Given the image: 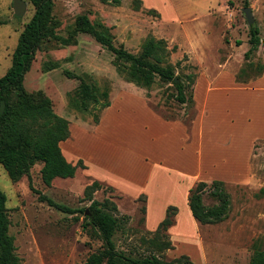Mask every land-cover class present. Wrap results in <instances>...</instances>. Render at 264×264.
Listing matches in <instances>:
<instances>
[{
	"label": "rangeland",
	"instance_id": "374dc122",
	"mask_svg": "<svg viewBox=\"0 0 264 264\" xmlns=\"http://www.w3.org/2000/svg\"><path fill=\"white\" fill-rule=\"evenodd\" d=\"M14 1L0 0V78L11 67L18 39L35 12L29 0H18L25 5L23 13L19 14ZM53 3V16L60 23L59 40L44 41L36 52L24 79L29 93L46 95L54 111L66 118L70 126L84 127L89 132L99 124L95 123V117L101 118L103 111L101 105L94 107L91 102L87 111L73 105L72 99L82 83L93 86L98 93L109 89V99L118 92L130 90L135 97L146 99L162 119L166 120L163 116L180 118L182 120L167 121L179 120L187 128L176 133L175 129L154 124L151 131L152 121L144 116L147 107H142L140 101L143 100L131 94L126 101H133L132 106L125 108L109 127L98 134L82 135L84 147L76 151L89 164L90 172L104 181L105 177L111 178L133 191L147 172L146 151L172 155L175 158L170 161H186V171L192 170L193 163L188 161L193 159L192 127L198 109L195 98L194 104L189 99L192 93L195 95L201 75L213 80L219 72L228 70L240 72L241 80H250L258 76L259 66L264 65V0H53ZM246 7L252 11L251 23L244 12ZM79 16H87L98 31L109 35L114 47L134 55L141 53L149 37L166 40L170 51L168 64L173 67L178 83L187 85L186 103L176 100L177 91L172 82L157 78L148 89L127 81L117 72L111 51L91 34L73 32ZM252 27L259 29L261 44L246 60ZM52 64L58 66L49 70ZM242 71L245 72L242 74ZM188 75L191 80L187 79ZM223 88L229 91L224 92ZM218 90L221 95H210L208 112L199 120L205 126L203 151L200 152L203 168L205 170L212 161L220 162L218 168L221 170L222 159L226 158L229 164L241 167L250 141L254 140L250 178L244 183H225L231 200L229 217L225 221L201 225L196 232L192 222L182 216L172 236L174 249L161 255L166 260L187 255L194 264H250L256 250L264 252V140L258 136L264 133V91L241 95L231 89L226 79ZM226 93L230 95L227 97ZM215 98L219 105L225 98L246 104L245 112L250 117L246 119V115L236 120L240 129H235L234 134H222L217 147H212L211 126L224 121L227 124L223 116L226 112L213 104ZM237 112L235 109L233 114ZM212 148L217 151L213 152ZM160 159L163 158L154 160ZM41 167L40 163L36 164L29 177L14 182L0 164V189L7 196L11 219L9 233L14 237L15 253L21 264H85L88 256L103 246L98 230L85 219L92 213V202L85 199L84 191L93 181L82 171L86 167H78L73 178H57L47 186L41 177ZM190 180L186 178V182ZM133 181L134 186H131ZM101 184L103 188L94 192L92 198L100 203L109 199L117 206L114 214L122 230L113 237L116 249L127 255H147V245L142 244V239L152 235L144 225V199L132 200ZM41 196L78 212H62ZM204 202L207 206L217 204L208 190Z\"/></svg>",
	"mask_w": 264,
	"mask_h": 264
},
{
	"label": "trees",
	"instance_id": "16d2710c",
	"mask_svg": "<svg viewBox=\"0 0 264 264\" xmlns=\"http://www.w3.org/2000/svg\"><path fill=\"white\" fill-rule=\"evenodd\" d=\"M29 2L35 12L18 39L11 67L0 78V164L10 179L18 182L24 176L29 177L31 169L40 163L42 180L47 186H51L53 180L57 178H73L78 167L84 169L85 166L82 161L76 165L71 164L62 153L60 143L70 138V122L54 111L50 98L42 93H29L24 86L25 75L30 70L36 52L44 41L59 40L57 29L60 26L59 21L53 16V0ZM73 32L91 34L97 42L111 51L117 72L127 81L148 89L155 84L157 78L172 82L177 91L176 100L179 103H186L188 100L185 95L187 85L174 82L175 79H179L175 76L173 67L168 64L170 51L166 40L149 37L143 43L141 53L134 55L122 48L114 47L110 36L98 31L87 16H79L76 19ZM249 44L250 49L244 56L246 60L250 59L251 54L257 51L261 44L259 29L256 27L250 29ZM57 66L52 64L48 69L53 70ZM248 67L251 69L253 64L250 62ZM259 69L258 76L263 73L264 65L259 66ZM244 72L242 71V74ZM239 73L236 75L238 82L249 81L241 80ZM187 79L191 80L192 77L188 75ZM109 97V89L98 93L93 86L82 83L72 101L79 110L87 111L88 103L91 102L94 107L101 105V111L104 112L111 105ZM189 101L194 104L193 93ZM163 117L166 120L180 119ZM99 122L100 117L96 116L95 123ZM102 188L100 182L93 181L84 191L85 199L92 202V213L85 219L98 230L103 241L101 249L90 254L85 264H194L187 255L171 260L161 256L174 249L168 234L178 212V208L174 206L167 208L166 217L157 229L149 232L152 237L142 239V244L147 245V255L133 256V253L127 255L118 251L113 241L116 232L122 230L121 222L114 214L118 211L117 206L109 199L100 203L92 198L93 193ZM207 190L209 195L217 200V204L213 206L205 204L204 194ZM140 198L145 199L144 196ZM41 199L62 212H78L76 209L55 203L46 196H41ZM6 203L7 196L0 189V264H21V259L15 253L14 237L9 233L11 219ZM230 204V195L225 189L224 181L213 180L210 183L200 181L189 190V208L195 220L201 225L225 221L229 217ZM143 212L145 214V207ZM250 264H264V252L256 250Z\"/></svg>",
	"mask_w": 264,
	"mask_h": 264
},
{
	"label": "crops",
	"instance_id": "0c3cea01",
	"mask_svg": "<svg viewBox=\"0 0 264 264\" xmlns=\"http://www.w3.org/2000/svg\"><path fill=\"white\" fill-rule=\"evenodd\" d=\"M259 52L261 53V49ZM236 75L237 74L235 72L227 70L219 72L213 80H209L208 77L204 74L201 75L198 79L194 95V98L196 100V107L198 109V115L192 127V130H194V135L192 137L193 141L191 144V147H193V159L192 161H188V163H193V166L192 170L189 173L186 171V166L184 165L186 161H184V163L181 160L170 161V159H173L175 157L166 153L156 154L151 151H146L144 159H146L147 161V172L145 176L141 180H139L140 183H138V185L134 187V191L120 184H117L111 178L105 177L104 181V178L99 177L97 175H93L90 172L89 164L86 163L84 159H81L80 154L76 151L77 149H82L84 147L82 141L85 140V138H83L82 135L90 136L89 134L92 132H97L98 134L100 130H103V128L109 127L112 122L124 112L125 108L131 107L133 101H126V97L131 94L133 97H135V93L131 92L130 90L118 92L116 93L115 97L113 95L112 99H110V107H108L103 112L99 124L95 126L92 131H86V128L84 127L79 128L70 126V139L60 143L62 153L65 156L66 160L73 165H76L79 160H81L83 162V165L86 167V169L82 171L84 172L85 176L88 177L90 180L104 183L132 200H138L141 196H144V225L147 231L154 232L159 226V224L166 217L167 208L170 206H174L178 208V212L175 217L174 225L171 226L168 230V234L170 235L171 241L172 236L174 237L177 231V226L182 216H185L189 222H192L195 231L199 232L201 224L195 220L188 205L189 190L197 182L200 181L211 182L213 180H220L224 181L225 183H244L250 178V158L254 145V142L252 143V141L254 140L250 141L248 155L245 157V163L243 161L240 164L241 167L235 166L234 163L229 164L228 159L226 158L222 159V163L224 164V166L223 168H221V170L218 168L220 162L212 161L207 165L206 169L204 170L201 156V153L203 151V138L205 135V126L203 125V123H199V120L202 115H204L205 118V115L208 112V99L210 95H221L220 90L218 89H220L225 79L230 82L231 89H234V91L236 90L241 95H245L246 93H250L252 91H264V71L260 76L253 80H249L246 83L238 82L236 79ZM224 89L225 88H223L222 91H229ZM228 94L229 93H226L227 97L230 95ZM137 97L143 100L140 101L142 102V104L140 105L142 107L146 106L148 109L147 112H145L144 116H149L152 121L150 123L151 131L154 129L152 126L154 124L171 128V130L175 129L176 133L181 130V128L184 130L187 129L186 126L179 120L167 121L162 119L160 115H158L155 111L151 109V107H149V104L146 99L139 97L138 95ZM225 99L226 100H224V102L220 105L218 103V99L216 100V98L215 102L213 103L216 106H220L222 110L226 112L223 113V116L227 118V124L224 121L223 123L217 122L216 125L211 126L212 133L209 134L211 135L214 143V145L210 143L212 147H217L219 141H221L222 139V134H234L235 129H240L239 123H236V120L240 121L241 117L248 115V112H245L247 110L246 104L239 103V101H230L228 100V98ZM232 99L234 100L233 97ZM238 108H240L241 110H238ZM235 109H237V111L239 112L235 113L234 115L233 111ZM249 117L250 115L246 116V119ZM154 120L157 123H155ZM244 124L245 123H243V130H245ZM258 136H260L261 138H263L262 140H264V133L263 135ZM176 139L178 140V143H180V137H177ZM212 149L213 152L217 151L216 148ZM159 157L163 159L154 160ZM214 158L215 157H213L211 153V159ZM187 177H189L191 180L186 182ZM133 183L134 181L131 182L130 185L134 186Z\"/></svg>",
	"mask_w": 264,
	"mask_h": 264
},
{
	"label": "water",
	"instance_id": "95a60500",
	"mask_svg": "<svg viewBox=\"0 0 264 264\" xmlns=\"http://www.w3.org/2000/svg\"><path fill=\"white\" fill-rule=\"evenodd\" d=\"M14 6H15V8H16V10H17V12H18L19 14H22V13H23V11H24V6H25L24 3H19L18 0H15V1H14ZM244 12H245V15H246V17H247L248 22L251 23L252 20H253L251 8H250V7H246V8H244ZM174 82L177 83L178 80L175 79Z\"/></svg>",
	"mask_w": 264,
	"mask_h": 264
}]
</instances>
